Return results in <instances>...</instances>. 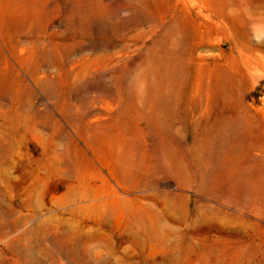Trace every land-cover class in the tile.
<instances>
[{
  "label": "rangeland",
  "instance_id": "rangeland-1",
  "mask_svg": "<svg viewBox=\"0 0 264 264\" xmlns=\"http://www.w3.org/2000/svg\"><path fill=\"white\" fill-rule=\"evenodd\" d=\"M0 264H264V0H0Z\"/></svg>",
  "mask_w": 264,
  "mask_h": 264
}]
</instances>
